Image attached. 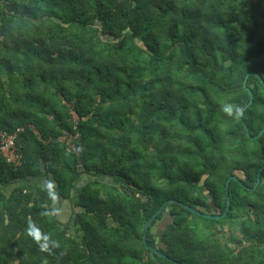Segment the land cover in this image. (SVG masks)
<instances>
[{"label": "trees", "instance_id": "obj_1", "mask_svg": "<svg viewBox=\"0 0 264 264\" xmlns=\"http://www.w3.org/2000/svg\"><path fill=\"white\" fill-rule=\"evenodd\" d=\"M20 128V165L0 153L15 186L0 191V264H175L152 247L264 264V0H0V133ZM63 200L75 219L58 218Z\"/></svg>", "mask_w": 264, "mask_h": 264}, {"label": "rangeland", "instance_id": "obj_2", "mask_svg": "<svg viewBox=\"0 0 264 264\" xmlns=\"http://www.w3.org/2000/svg\"><path fill=\"white\" fill-rule=\"evenodd\" d=\"M68 138H71L72 140L70 141L71 142V144L70 145H76V143H77V141H78V137H70V136H68ZM12 138L10 139L9 137H3L2 138V142L5 144V143H9V145L10 144H12ZM73 142V143H72ZM14 147V149H15V151H14V155L15 154H17L18 153V151H19V153L21 152L20 151V149H17L16 150V146L14 145L13 146ZM4 149V152L5 153H7L8 155H9V157L11 158V153H12V151H11V149H10V147L8 146V147H6V148H3ZM250 149V151L252 152L253 150H255L253 147H252V149L251 148H249ZM15 158V156L14 157H12V159H14ZM52 179V178H51ZM88 179V177L87 176H83V180H87ZM14 187L15 186H4V185H2V186H0V191H2V192H0V193H2V194H5L6 196H8L11 192H12V190L14 189ZM80 209H78V208H74V204L73 203H71L70 201H68V200H63L62 202H58L57 203V205H56V214L58 215V218L60 219V220H62L63 222H67L68 220H73V219H75V217L73 216V214H74V212H77V211H79ZM169 213V212H168ZM73 218V219H72ZM172 218L169 216V215H166L164 218H163V220L162 221H160L159 222V226L158 227H154L153 228V232H154V234L157 236V238H159L160 237V233L162 232V229H161V227L162 226H164L165 224H166V222H168V221H170ZM209 224H208V222L207 221H205V224H204V226H208ZM217 229H219V230H222V235H217V237L216 238H221V240L224 242L225 240L228 242V241H230V239L228 238V236L232 233V232H234V234H236V235H239V237H241L240 236V232L239 231H237L236 230V228L233 230L232 229V227H229V225H223V226H221V225H218L217 226ZM223 238H222V237Z\"/></svg>", "mask_w": 264, "mask_h": 264}, {"label": "clouds", "instance_id": "obj_3", "mask_svg": "<svg viewBox=\"0 0 264 264\" xmlns=\"http://www.w3.org/2000/svg\"><path fill=\"white\" fill-rule=\"evenodd\" d=\"M223 111H225L229 115H235L236 118H239L243 115V107L239 105H229L227 107L223 108ZM46 191L49 193V195L55 199L54 195V182L52 180H48L46 186ZM28 232L30 235H33L34 233H40V230L38 228H34L31 225L29 226ZM34 239H36L37 244L39 245L41 251L49 252L51 253L52 249L54 247H59V243L55 241H51L49 235L47 234H40V235H34ZM42 264H48L47 259H45Z\"/></svg>", "mask_w": 264, "mask_h": 264}, {"label": "water", "instance_id": "obj_4", "mask_svg": "<svg viewBox=\"0 0 264 264\" xmlns=\"http://www.w3.org/2000/svg\"><path fill=\"white\" fill-rule=\"evenodd\" d=\"M244 86L246 87V82H245ZM249 94L251 95V101L249 102V105H251V104L253 103V93H252L251 90H249ZM263 133H264V128L261 130V132L259 133L258 137L262 136ZM262 170H263V168L259 171V175H261ZM233 178H235V177H229V178L227 179V180H228V181H227V184H226V191H227V209H226V211L224 212L223 217H225V216L228 214L229 209H230L231 200H230V195H229V187H230V183H231V181H232L231 179H233ZM257 180H258V182H257V184H256V187L259 185V183H260V181H261V180H260V177L257 178ZM256 187H255V188H256ZM173 201H174V200H172V202H173ZM167 203H168V202H166V203H165V204H164V205H163V206H162V207L156 212V214H154V215L148 220V222L146 223V226H145V230H146V232H145V235H144V240H145V242H147V230L149 229L150 225L155 221V219L158 217V215H160V214L163 212V210H164L165 206L167 205ZM185 207H186L187 209L191 210L192 212L198 214V215L205 216L206 218L220 219V217H221V216H219V215L203 214V213H201V212L198 211V210H194L192 207H190V206H188V205H185ZM152 251L155 252V253H157L159 256H161V257H163V258H165V259H167V260H169V261H171V262H173V263H175V264H181V263H179V262H177V261H174V260L170 259L168 256H166L163 252H160L159 250H157L155 247H152Z\"/></svg>", "mask_w": 264, "mask_h": 264}, {"label": "built area", "instance_id": "obj_5", "mask_svg": "<svg viewBox=\"0 0 264 264\" xmlns=\"http://www.w3.org/2000/svg\"><path fill=\"white\" fill-rule=\"evenodd\" d=\"M22 132H23V128L18 129L15 133H7V132H1L0 133V153H2L6 157L8 162L15 163L16 165H20L19 162L21 160V152L19 153V151L17 150L18 147H17L16 141H17V138H18L19 134L22 133ZM4 136L5 137H9L10 139L12 138V140H13L12 144H10V145H9V143H5L4 144L2 142V138ZM14 145L16 146V150L18 151V153L15 154V155L13 154L14 151H15V149L13 147ZM8 146L10 147V149L12 151L11 158L9 157V155L7 153L4 152V149H3V148H6ZM14 156H15V158L12 159V157H14Z\"/></svg>", "mask_w": 264, "mask_h": 264}]
</instances>
